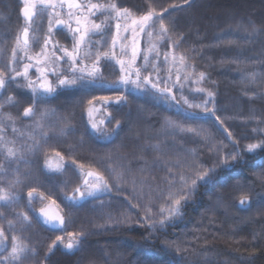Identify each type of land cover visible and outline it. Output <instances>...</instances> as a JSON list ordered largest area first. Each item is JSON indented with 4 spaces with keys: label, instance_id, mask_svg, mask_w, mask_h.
Returning <instances> with one entry per match:
<instances>
[{
    "label": "trees",
    "instance_id": "obj_1",
    "mask_svg": "<svg viewBox=\"0 0 264 264\" xmlns=\"http://www.w3.org/2000/svg\"><path fill=\"white\" fill-rule=\"evenodd\" d=\"M91 3H115L129 9L134 19L150 10L163 13L168 32L161 38L157 21L154 28L137 29L134 34L131 20L114 14L106 19L107 13H97L91 19L103 21L104 31L90 33L80 48L86 53L97 48V52L79 56L75 64V75L85 79L72 85L59 84L73 73L71 60L55 42L52 46L59 49L60 58L43 51L30 63L23 52L16 53L17 67L4 73L6 83L0 89V190L9 193L13 201L0 206L4 212H24L40 229L32 260L36 264H264V116L259 110L264 102V54L255 51V45L250 48L260 33L255 27L264 23L261 10L247 0ZM239 3L245 5L244 11V6H235ZM117 35L127 41L128 51L105 58L109 42ZM134 42V67L140 69L141 77H149L159 88H170L175 100L171 95L161 96L151 85L144 90L131 83L120 84L124 73L117 60L127 65ZM97 54L101 58L95 64ZM25 65H29L27 79L17 76L24 73ZM44 66L51 72L43 73ZM94 66L99 71L89 78ZM131 79H136L134 73ZM28 80L37 89L35 94L27 87ZM45 82L54 88L51 94L43 93L40 86ZM8 83L10 87L13 84L16 104L9 100ZM208 91L214 97L207 107L215 109V116L203 107L189 108L183 102L182 97L203 104L210 100ZM229 95L250 104L251 112L243 118L253 125L254 143L261 147L248 151L247 146L238 145L225 131L224 120L216 119L222 98ZM134 102L140 105L139 111L133 109ZM28 107L34 115L25 117ZM8 148L15 151V158L7 156ZM234 153H238L235 160L220 164ZM167 163L173 168L170 174L174 170L177 175L171 180L174 193L181 186L182 175L190 182L197 172L215 171L207 182L198 184L186 203L182 202L181 215L168 218L172 201L166 198L151 206L160 211L156 213L161 219L148 222V206L140 203L134 208L123 196L128 195L129 185L138 181L142 182V194L168 196L162 182L156 186ZM89 172L102 175L108 189L88 196L85 181L89 186L95 181ZM77 189L85 192L84 197ZM29 192L41 195L47 203L66 199L75 213L83 216L75 229H69L77 234V248L55 247L49 252L57 231L39 221L34 200L29 204ZM74 195L76 200L71 202L68 198ZM96 200L97 206L92 207ZM112 201L117 205L112 210L117 217L110 219L102 208Z\"/></svg>",
    "mask_w": 264,
    "mask_h": 264
},
{
    "label": "snow or ice",
    "instance_id": "obj_2",
    "mask_svg": "<svg viewBox=\"0 0 264 264\" xmlns=\"http://www.w3.org/2000/svg\"><path fill=\"white\" fill-rule=\"evenodd\" d=\"M23 2V8H22V14L25 20V26L23 28V43L21 44L20 37H17L16 41V48L13 49L12 58L13 60L16 59V53L17 50H20L25 53L27 56L28 49H29V38H30V28L35 31V28H33V25L35 23V18L37 16L47 14L48 18V33L52 34L53 32V25L57 27V29L64 27L67 28L69 32L73 33V51H69L68 49H60L64 52L65 56H67L71 60L70 70L73 73V76L71 78H65L60 79L59 84L60 85H72L77 82V80H83L85 79L84 75L76 76L75 73L77 71L75 64L77 61V58L79 57V51L82 46L86 45V38L89 36V34H97L102 33L104 31V27L106 26L104 22L96 23L94 20L91 19L92 16H95L97 13H107L106 19L111 17L113 14L116 18H120L122 20H131L132 25V31L135 34L136 30L139 29L140 32H144L146 28H154L157 21H159V34L160 37L163 38L164 35L167 34L168 29L164 24L163 19V13L157 14L154 10H150L147 12V14L134 19L133 13L130 12L127 8H119L115 3H109L107 5L99 4V3H91V0H88L87 4H81L78 3L77 0H22ZM67 6V19L62 18L61 10ZM87 9V14L84 13V9ZM75 9L76 11L73 12L72 10ZM75 22L76 27H72V22ZM81 25L84 27L82 28ZM121 25L117 24V29L119 30ZM125 31L128 30V27L125 26ZM79 36V39H76V36ZM149 38L152 36V32L149 31L147 33ZM48 40H45V47H47ZM113 47L116 44V39H113L112 41ZM155 46H153V49ZM43 54V50L42 53ZM121 54H126L125 49L121 48ZM54 55V53H53ZM90 55V51L86 53V57ZM105 58H108L110 55L112 57H115V53H104L103 54ZM158 55V54H157ZM100 55H96L95 64H98L100 61ZM137 58V49L135 47V42L133 43L132 47V54L130 60L127 62V65L124 60L119 59L117 60V63L120 64L121 72L124 73V75L121 76L120 84L121 85H128L129 83L133 84L137 89H144L148 90L147 86L151 85V88L154 89L156 92H158L161 96H165L167 98L168 95H171V89L170 88H159L157 86V83H153L149 77H141V72L139 68H135V61ZM28 59H31L29 56ZM145 62L147 64L148 57H144ZM181 63L184 61V57L181 56L180 58ZM165 60H168V55H165ZM173 62H175L176 57H172ZM29 65H25V71L23 74L17 73V76L23 75L25 79H27V70ZM83 72V70H80ZM99 71L98 68L95 66L93 67V71L88 73V77H94V75ZM133 73L135 74L136 79H131ZM188 77L185 76V79ZM204 74L200 73V79L203 80ZM12 79H15L13 77ZM180 76L177 75L176 82L179 83ZM5 79L4 74L0 73V89H3L5 87ZM175 86V85H173ZM27 87L30 88L33 93L35 94L37 92V89L34 87L33 82L31 80H28ZM41 89L43 90V93L45 94H51L54 91V88L51 86L50 83L45 82L41 84ZM182 87V85H181ZM203 91V89H201ZM210 100H206L203 102V104H193L190 103L187 98H183L184 104H186L189 108H201L203 107V110L205 112H210L212 116H215V109H209L207 107V104L211 101V98L214 97V93L211 91H208L207 93ZM12 98L9 97V100ZM119 99V98H118ZM171 99L175 100L176 97L174 95H171ZM91 104V101H89ZM91 114V110L89 112ZM23 115L25 117H30L34 115V110L32 107H28L24 109ZM217 120H219V117H216ZM119 122H117L118 124ZM93 128H96V124L93 123ZM175 126V125H174ZM15 131V129H14ZM186 131H192L195 132L194 129H186ZM227 131V129H225ZM197 135H199L198 132H196ZM229 137H231V133L228 132ZM261 144L257 143H250L247 145L248 151H253L259 147H261ZM59 155V153H57ZM238 153L230 154L229 156H226L223 160L220 161V164L227 165L229 162V159L235 160L237 158ZM7 156L9 158H15L16 153L13 149L8 148L7 149ZM215 171V168H210L202 172H197L195 174V178H191L190 182L189 179H186L183 175L180 177L181 186L178 189L176 193L169 192L168 198L172 201V206L169 210V219L173 216H179L181 215V209H182V202L186 203L187 200L194 195L196 188L198 187L199 183L207 182V180L210 178V174ZM89 176L95 177V181L89 186L88 181H85V185L87 187V195L88 196H94L97 192H102L104 190L108 189V184L104 180V177L100 175L99 173L95 172H89ZM77 192H80L79 189L76 190ZM85 192H80V196L84 197ZM29 197V204L36 199V197L33 196L32 192L28 193ZM41 204H43L44 198L39 197ZM71 202H74L76 200L75 195L68 198ZM0 202H3L4 204H9L12 202V197L9 195V193L0 190ZM54 203V202H53ZM241 204H244V200H241ZM40 214L44 218V223L46 225H49L53 228H59L62 227L65 224V219L63 216L57 214L55 216H50L48 212L46 211V207L40 208ZM23 220L27 221L30 224V221L28 220L27 215H23ZM161 226H163L164 221H160ZM9 226L12 227L11 222H9ZM7 237L4 234L3 229H0V246H4L7 243ZM58 241H61L63 243V240L61 237H57ZM79 245V240L76 238L69 239V242L65 245V248L67 250H73L77 248ZM55 244L49 248V252H52L55 248ZM29 251L25 245H22L18 242V238L13 235L12 236V246L11 251L9 253V256L3 257V262L5 264H20L22 259L25 257L26 253Z\"/></svg>",
    "mask_w": 264,
    "mask_h": 264
},
{
    "label": "rangeland",
    "instance_id": "obj_3",
    "mask_svg": "<svg viewBox=\"0 0 264 264\" xmlns=\"http://www.w3.org/2000/svg\"><path fill=\"white\" fill-rule=\"evenodd\" d=\"M248 3L254 5L256 9L261 10L262 14L264 15V2L262 0H247ZM78 3H80L79 0H77ZM235 6H241L243 7V11L245 8V5L239 3L235 4ZM23 8V2L22 0H0V73L5 72H11L13 68L16 66V59L13 60L12 53L13 49L16 48V41L17 37H20L21 44L23 43V28L25 26V20L23 15L21 14V9ZM239 8V9H241ZM67 6L61 10L62 18L67 19ZM73 12L76 10L73 9ZM86 11V8L84 9V13ZM231 11V10H230ZM237 12V11H236ZM234 13V11H233ZM240 16V15H239ZM254 25V24H251ZM72 27L75 28L76 24L73 20ZM83 28L84 26L81 25ZM33 28H35V31L30 28V38H29V49L27 56L25 53H21L22 51L17 50V53H21L23 57H26L27 60L30 63L35 62V60H38L41 57L42 50L50 53L53 56L59 57L61 56V52L59 49L52 46V43L55 42L56 46H60L64 49H68L70 52L73 51V33L69 32L67 28L61 27L57 29L55 25H53V32L52 34L48 33V18L47 14H43L40 16H37L35 18V23L33 25ZM260 30V33L258 35V40L251 45L250 48H253L255 45V51L264 54V23H260L257 27ZM78 36V35H77ZM48 40L47 47H45V40ZM113 39H116V44L113 47L112 41ZM111 42H109L105 53H115V54H121V48L123 47L125 49V53L128 51L129 45L127 44V41L120 38L118 35L116 38H113ZM55 46V45H54ZM97 48H94L90 50L93 52ZM97 52V50L95 51ZM86 55L85 51H80L79 56L83 58ZM31 57V59H28V57ZM44 69L46 71H42L43 73H49L51 72V69L47 66H44ZM50 69V70H49ZM40 73V72H39ZM13 87V84H12ZM12 87H10V84L8 83V88H6V91L12 95L11 102L16 104V101L13 100V94H12ZM54 105H60L54 104ZM133 109L136 111H139L140 105L137 103L131 104ZM251 107L248 102H241L239 101L235 96H226L222 98L219 106H218V115L219 118L223 121L225 129H227L228 132L231 133L232 139L238 143L240 146L246 147L250 143H254V131H252V124L246 122V120L243 117H246L249 115ZM261 115L264 116V102L262 103L260 109ZM138 113H136L137 115ZM259 137V135H257ZM170 164H166L164 167V171L162 170L159 173L158 177V184L156 186L161 185L160 182L163 183L162 186L166 187L165 193L168 194L170 191H172L173 188V182L171 181L174 179L175 172L173 170L172 175L170 174V170L173 168H169ZM139 183L131 184L127 188V193L125 196V200L130 203L134 208H137V205L142 203V205L148 206V212L150 218L147 219L148 222L158 221L161 219V215L159 213H156L157 210L155 208L152 210L151 206L156 204V202L168 198L162 197H150L151 195L148 193L147 195L142 194L141 187L142 182L138 181ZM141 188V189H140ZM150 190V189H149ZM117 193V192H116ZM174 193V192H173ZM123 194V193H122ZM36 199H34V202L37 206L36 212L39 208L46 205L47 201H43V204H41L39 197L41 195H35L33 194ZM114 198V195H113ZM13 201V200H12ZM67 201V202H66ZM54 202V203H53ZM98 200L94 201L92 204V207L97 206ZM113 202V201H112ZM51 203L59 210V212L62 214V216L65 219V224L57 231V235L54 236V242L52 246L55 244V247H59L61 249H66L65 245L69 242V239L76 238L77 234L74 232H71L69 229H75V226L78 225L79 220L83 217L80 216V214L75 213V210L71 207V203H69L66 199H58L51 201ZM0 204H4L3 202H0ZM10 204V203H9ZM115 201L113 203H110V205L103 206L102 209H104V215L109 216L110 219H113V217H117L116 214H113L112 210H114ZM1 209H4L0 206V221L2 222L3 231L5 236L8 238L6 245L2 246L0 249V264H5L3 262V257L9 256V253L11 251L12 246V236L15 235L18 238V242L22 245H25L29 251L26 253L25 257L22 259L20 264H36L34 260H32V257L34 253L32 251L37 246V243L40 242V236L41 231L39 228L35 227L33 222L28 218L30 221V224L27 221L23 220V215H25L24 212H19V214H13V212L10 211H1ZM21 210H24L23 208ZM160 212V211H157ZM37 214V213H36ZM160 215V218H159ZM120 216V215H119ZM9 222H11L12 227L9 226ZM57 237H61L63 240V243L61 241L57 240ZM51 246V247H52ZM41 264V263H38Z\"/></svg>",
    "mask_w": 264,
    "mask_h": 264
},
{
    "label": "water",
    "instance_id": "obj_4",
    "mask_svg": "<svg viewBox=\"0 0 264 264\" xmlns=\"http://www.w3.org/2000/svg\"><path fill=\"white\" fill-rule=\"evenodd\" d=\"M21 14H22V9H21ZM23 15V14H22ZM43 207H46V211L48 212V214L50 216H55L57 214L61 215L62 214L59 212V210L52 204V203H47L46 205H44ZM37 217L39 219V221L47 228L49 229H52V230H58L60 229L61 227L59 228H53V227H50L49 225H46L43 221H44V218L41 216L40 214V208L38 209L37 211Z\"/></svg>",
    "mask_w": 264,
    "mask_h": 264
},
{
    "label": "flooded vegetation",
    "instance_id": "obj_5",
    "mask_svg": "<svg viewBox=\"0 0 264 264\" xmlns=\"http://www.w3.org/2000/svg\"><path fill=\"white\" fill-rule=\"evenodd\" d=\"M42 71H46V69H43Z\"/></svg>",
    "mask_w": 264,
    "mask_h": 264
}]
</instances>
